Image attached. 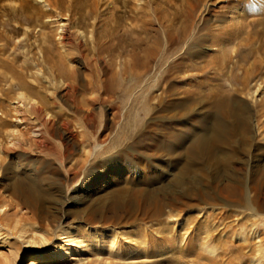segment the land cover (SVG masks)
Wrapping results in <instances>:
<instances>
[{"label": "rangeland", "instance_id": "rangeland-1", "mask_svg": "<svg viewBox=\"0 0 264 264\" xmlns=\"http://www.w3.org/2000/svg\"><path fill=\"white\" fill-rule=\"evenodd\" d=\"M218 48L229 74H241L235 61L243 55L251 63L252 49L264 63V0H0V264H194L204 257L264 264V172L253 176L264 166V115L257 113L264 80L237 93L255 109L253 127L247 143L235 136L237 151L225 166V151L217 161L202 158L189 143L215 112L206 93L192 113H178L180 76L197 78L190 68ZM60 57L72 79L59 75ZM98 141L104 144L96 148ZM185 161L199 174L178 187ZM28 165L60 191L39 211L12 188ZM114 189L130 204L115 205V222L94 228L74 219ZM164 190L191 204L160 206ZM71 232L67 243L75 245L64 244Z\"/></svg>", "mask_w": 264, "mask_h": 264}, {"label": "bare ground", "instance_id": "bare-ground-1", "mask_svg": "<svg viewBox=\"0 0 264 264\" xmlns=\"http://www.w3.org/2000/svg\"><path fill=\"white\" fill-rule=\"evenodd\" d=\"M158 15L161 16V14H158ZM186 26H187V24H186ZM184 30L185 29H183V31ZM112 31H114V30H112ZM184 34L186 35V33H184ZM103 35H104L103 33L99 34V38L101 39L103 37ZM224 43H225V41H222V40H218V39L213 40V45H215V46L216 45H223ZM98 47H99V49L101 48V51H102V49H103L102 44H100ZM104 50H107V48H105ZM149 51L152 53V52H154V49H149ZM257 51L254 49H252L250 51L249 55L253 59L251 60V63H249L248 65H245L242 62V59L243 58L245 59V56H243V55L239 59H237V62L235 61L234 70H236V69L241 70L242 71L241 74L237 73L236 71H233V70H231L230 74L228 73V71H226L227 69H226L225 63H226V61H228V58H227L228 55H226L225 49L218 48V50L216 52H212V53L207 54L205 59H203L204 58L203 57L202 58L204 60L203 63H201L200 65H198L194 68H190V70L194 69L197 71L195 73L197 78H193L191 74H183L180 76V79H181L180 81L185 82V85H186L182 89V91L184 93V99L178 104L179 105L178 113H180L179 115H181V117L182 116L186 117V115H189V113L193 112V108H195L194 105L196 103H199V99L202 97L203 93L204 94L206 93L204 95L205 98H209L211 100L212 107L215 110V112L212 113L211 115H209V116L207 115L208 116L207 121H206L205 125L203 126V128L205 127L204 131H199L200 133L197 135L194 133V135H195L194 138L192 137L193 139L191 141H189V143L191 142L192 148L194 150V152L192 154H195L196 156L198 155V157L204 156L205 158L206 157L211 158V159L215 158V160L217 161V159L219 160V157H218L219 154L218 153L225 151V153H224L225 155L221 156L222 159L220 158V160L222 161L221 164L223 166H225L224 163H226L227 161H233L232 159L235 157V154L237 151V145H238V144L237 145L235 144V143H237L235 136L240 135L242 137V141L241 140L238 141L239 144H243L244 141H245V143H247L248 135L251 133L252 127H253L251 115L253 113V110H255V109L253 108L252 104H249L246 100H244V98L239 97V95L237 93L241 92V91L245 92V90H247L249 88L250 82L253 80H260V79L264 80V75H262V73L264 72L263 71L264 70L263 69L264 63H263V60L259 59V57L257 55L258 53H256ZM146 54L149 55L150 53H148V51H147ZM139 60H140V58H139ZM143 60L141 62V65L143 68L142 73L147 71V69H148L147 68L148 67L147 61H145V59H143ZM64 62L65 61L63 60L62 57L58 58L56 61V66L58 68L59 75H61L63 78H66V79H72L73 71L71 72V70L67 68L66 62L65 63ZM179 63L181 64V62H179ZM186 70H189V69H186ZM142 73H138V74L141 75ZM226 74H227V79L231 80L235 86V87L233 86L232 89H234V93L236 94V95H233V97L235 96L234 98H236V100L238 98L237 102H235V100L231 99L232 96H231L230 92H228V88L225 85V82H226L225 77L226 76H224V75H226ZM114 76H115V74H114ZM95 77H96L95 80H97V79L99 80L98 74H96ZM92 85H93V90L99 91V86L97 85V83H92ZM188 85H190V88L188 87ZM202 102L203 101H201L200 103L202 104ZM146 104H148V101H145L143 105H146ZM258 106H260V107H258ZM257 107H258V109H257L258 115H264V98L261 101L257 102ZM39 111L41 112V109ZM194 114H196V113H194ZM201 114L202 113H200L199 115H201ZM174 116H175V113H174ZM191 116H193V115L191 114ZM86 117L89 118V115H86ZM208 119L210 121H208ZM119 136H120V137H118L119 139L123 138V135H119ZM72 137L75 138V134L72 135ZM117 142H119V141H117ZM102 144H104V143L98 141L95 146H96V148L97 147L99 148V146H101ZM40 146H42V145H40ZM46 147L48 149V146H46ZM103 148H104V146H103ZM105 149H106V147H105ZM88 161H89V157L87 156L85 159H83V161H81L79 164H77L78 165L77 169H81L83 166L87 165ZM106 164H107L106 168H108V167H111V168L114 167L115 168V156L109 158L106 161ZM193 164L194 163L193 162L191 163L190 161H185L183 163L182 168L180 169L178 175L175 178L176 184L178 183L176 186L181 187V184L183 183L184 179L189 178L190 180H193V176L195 177V175L199 174L198 170L195 168L196 166ZM220 168H221V165L218 164L216 170L218 171ZM28 169H29L28 171L24 170L25 173H24V171L22 174L20 172L19 177L16 179L15 182H13L12 188L14 189V193L17 196L22 197L26 204L28 203V204L32 205L36 209V211H39L40 208H42V205L44 204V202L46 200L53 199L52 193H54V191H55V193L57 191L58 194L60 193V191H58V189L55 190L54 188H52L50 186V184L46 183L48 178H46V176L43 173H42L43 175L39 174L37 171L33 170V167L30 165H28ZM96 171L97 170L94 169V170L88 172V173L92 172L91 175L87 173L90 176L89 180H95V178H93L92 175ZM263 172H264V166L259 168V165H256L253 176L256 179ZM85 173H86V171H85ZM208 182H209V179H208ZM60 183H62V181ZM83 186H85V184H83ZM237 186L234 185L233 183H228V185L225 188L229 192L232 193L235 190L238 191L239 187H237ZM177 188H176V190H177ZM86 189H87V187H86ZM149 190H150V188H149ZM167 190L170 192L169 189H167ZM185 191H187V190H185ZM85 192H87V191L84 189V193ZM164 193L166 195L164 197H162V199H158L160 206H163V205L165 206L167 204L176 205V206L178 204L183 205V206H188L191 204L190 202L182 201L181 198L179 197V194L178 195H171L170 196L171 198H170L168 196V194H170V193L167 194V192L165 190H164ZM181 193L186 194L184 191H180V194ZM121 194H123L122 191L119 190L116 193L115 189H114L111 192V195L109 197H107L108 199L106 200V202L103 204H100V201L91 202V203L86 202L88 204H86L84 206V208H81L80 210H77L73 213L74 219H80L82 221L84 220L85 222L92 224V226H94V228H97L95 226H98V225H96L98 223L115 222V219H117V216L115 217V214H114L115 205H117L118 203L119 204L123 203L122 204L123 208L125 210H127L126 208H128V207L125 208V206H124V204L127 202V199H124V197H126V196H124L125 194L124 195H121ZM153 194H154V192H152V194H151V193H149V191L148 192L146 191L145 197L150 201V199L153 198L152 197ZM142 195H144V193ZM58 196L61 197V195H58ZM100 199H102V198H100ZM125 200H126V202H125ZM127 204L130 206V204L128 202H127ZM150 204H152V203H150ZM117 209H118V207H117ZM110 213H113V215H111ZM67 232H64V233H67ZM72 233L73 232L68 233L65 236H62L63 238H61V239H64L63 240L64 244L75 245V243H73L72 241L67 243L68 240H70V238H68V237H71ZM59 236H58V239L60 238ZM95 237H97V235ZM50 244H53L52 246L57 248V249L63 248V245H60L61 243L57 244L55 242V244L54 243H50ZM47 248H50V246H47ZM56 254H58V252H56ZM64 259H66V258H64ZM204 259H207V260H201L200 258H195V259H193V261H194L193 263L194 264H228L227 260H225L226 258L222 259V261H220V262L217 260H214L211 257L210 258L204 257ZM40 261H42V260H40ZM31 262H32L31 264H37L35 261H31Z\"/></svg>", "mask_w": 264, "mask_h": 264}]
</instances>
